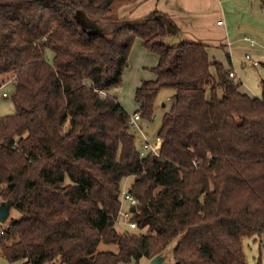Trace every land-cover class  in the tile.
<instances>
[{
  "label": "trees",
  "instance_id": "trees-1",
  "mask_svg": "<svg viewBox=\"0 0 264 264\" xmlns=\"http://www.w3.org/2000/svg\"><path fill=\"white\" fill-rule=\"evenodd\" d=\"M129 1L0 0V86L12 81L15 107L0 116V202L13 200L21 216L0 236V254L121 264L175 240L169 264H247L242 238L264 231V76L261 97L248 94L206 43H167L181 32L169 14L112 15ZM135 39L158 61L134 90V112L152 121L159 91L174 90L158 154L145 157L130 114L107 93L121 85ZM130 177L136 231H120Z\"/></svg>",
  "mask_w": 264,
  "mask_h": 264
},
{
  "label": "rangeland",
  "instance_id": "rangeland-1",
  "mask_svg": "<svg viewBox=\"0 0 264 264\" xmlns=\"http://www.w3.org/2000/svg\"><path fill=\"white\" fill-rule=\"evenodd\" d=\"M221 4V9L223 14L219 17L224 23L223 28L226 30L225 33L220 34V31L215 29V36L212 41L217 42V45L209 46V53L214 54L216 57H221L224 59L225 51H228L231 58V69L235 72V80L241 82V87L257 97H261L260 79L264 76V0H219ZM218 2V1H217ZM119 3H115L112 6V15H118L116 9H118ZM219 5V2H218ZM219 9V11H221ZM218 18V17H217ZM216 18V19H217ZM215 19V20H216ZM96 24L100 27L105 28V23L103 20H95ZM226 26V27H224ZM107 30V28H106ZM245 37L252 40V45L250 41H246ZM180 34L167 38L168 44H177L180 42ZM199 40V39H197ZM219 42H224V46H219ZM216 44V43H213ZM141 49L139 39H135L133 42L129 56H128V66L125 68L122 75V83L120 86L113 88L112 94L115 95L121 105L132 114L135 111V102L133 100V84L130 76L135 73L136 80L141 76H152L154 78V73L150 68L157 64L158 58L154 65H141L140 55L138 53ZM219 50L220 53H216ZM214 52V53H212ZM47 53H50L47 50ZM45 54V58H49V54ZM147 55L148 52H145ZM153 56L151 53H149ZM51 55V54H50ZM246 55L249 58H246ZM47 60V59H46ZM52 60V57L50 61ZM150 61V60H148ZM155 62V61H154ZM256 62V65H253ZM143 66H145L143 68ZM143 77V79H152ZM13 88L12 81H7L2 86H0V116L11 115L15 112V107L10 98V93ZM5 92L7 94L4 97L2 94ZM174 90L172 88H163L159 91L156 101H155V112L152 121H147L143 119L137 120L139 127L131 126L130 131L135 135V142L137 147L140 149L141 144L144 140L153 143L157 132L161 124V115L163 111L169 109L170 105L174 101ZM162 104H164L162 106ZM68 181V178L66 179ZM132 181V178H126L122 182V189H127L128 185ZM125 209L128 208L127 202L123 203ZM19 212L12 206L10 208L8 218L1 222L0 229H6L10 222L14 219L20 218ZM116 227L120 231L129 230L136 231V229H130L128 227L116 224ZM261 237V241H260ZM249 236L242 238V248L245 256V261L247 264H254L260 261V264H264V231L261 236ZM11 242V240L9 241ZM175 245V240L172 241L163 253L160 255L164 256L162 264L173 263L172 258V248ZM98 249H109L117 250L115 244H105L100 242ZM151 259L146 257H141L139 260H131L127 263L121 264H149ZM0 264H19L10 263L0 254ZM30 264V263H24Z\"/></svg>",
  "mask_w": 264,
  "mask_h": 264
},
{
  "label": "crops",
  "instance_id": "crops-1",
  "mask_svg": "<svg viewBox=\"0 0 264 264\" xmlns=\"http://www.w3.org/2000/svg\"><path fill=\"white\" fill-rule=\"evenodd\" d=\"M217 1L219 2V5ZM117 6L118 9H116V11L118 12V16L129 15V16L139 17L154 10L167 13L179 26L181 31L180 32L181 39L188 41H201L203 43H206L208 45V51L210 45L213 47L217 45V42L212 41V39H214L213 36H215L214 34L215 29L218 28L220 34L222 35L223 33L226 32V30L223 28L224 23L221 24L217 23V21L220 20L219 17L221 16V14H223L221 13L223 11L221 9V4L219 0H130L129 2L119 3ZM219 9H221V11H219ZM139 42L141 45L140 40ZM223 43L224 42H219L218 45L224 46ZM145 52H147L146 49L141 45V49H139L138 51L141 59V65L147 63H149L147 65H154L157 61L156 60L157 56L153 55L152 53L151 54L153 56H151L149 52L146 55ZM216 53H220V51L216 50ZM226 53H228V51H225V55ZM47 54H49V58L46 59L50 62L52 53L50 52ZM209 55L215 61L222 62L225 67L231 68V66H229V63L226 60V56L224 57V59H222L221 57L219 58L216 57L214 54H211V52L209 53ZM144 67L145 66H143V68ZM143 77L152 78V76H141L138 77V79L136 80L135 73L132 74V76H130L132 83L135 81V83L133 84V90L140 84L142 80L141 78ZM242 90L245 91L243 88ZM107 93L112 94V91L109 90ZM247 93L252 96H255L249 92ZM134 107H136V104ZM260 241H261V237H260Z\"/></svg>",
  "mask_w": 264,
  "mask_h": 264
},
{
  "label": "built area",
  "instance_id": "built-area-1",
  "mask_svg": "<svg viewBox=\"0 0 264 264\" xmlns=\"http://www.w3.org/2000/svg\"><path fill=\"white\" fill-rule=\"evenodd\" d=\"M218 24L223 23L222 20H218L217 21ZM246 41H250V44H252V40H250L249 38L245 37ZM247 58H249L248 55H246ZM254 65H256V62H253ZM229 77L231 78H235V72L233 70H230L228 72ZM4 96H6L7 94L4 92L3 93ZM140 119V114L139 113H132L130 114L129 117V123L131 126H136L139 127L137 124V120ZM161 145V139L159 136H156L155 140L153 143L148 142L147 140H144L143 143L141 144V148L139 149V155L140 157H145L147 153H153V154H158V150L159 147ZM127 202V204L129 206H136V199L126 190V189H122L121 191V203H120V208L117 212L116 215V222L122 226L128 227V228H135L136 227V223L135 221H133L131 219L132 213L130 211V209H125L123 206V203ZM11 225L9 224L8 227H10ZM7 227V228H8ZM6 228V229H7ZM6 229H0V236L5 234Z\"/></svg>",
  "mask_w": 264,
  "mask_h": 264
},
{
  "label": "water",
  "instance_id": "water-1",
  "mask_svg": "<svg viewBox=\"0 0 264 264\" xmlns=\"http://www.w3.org/2000/svg\"><path fill=\"white\" fill-rule=\"evenodd\" d=\"M75 16L82 26L86 25L84 23V21L78 17L77 12H76ZM163 105L164 104H162V106ZM12 205H13V200H11V199L3 200L0 202V221L1 222L5 221L8 218L10 208L12 207ZM133 208H134V206H133ZM163 259H164V256L163 255L161 256L160 254H158V255L154 256L153 258H151L149 264H162Z\"/></svg>",
  "mask_w": 264,
  "mask_h": 264
}]
</instances>
